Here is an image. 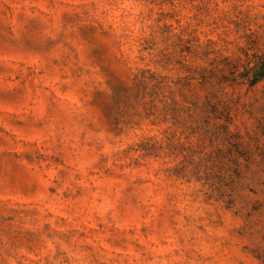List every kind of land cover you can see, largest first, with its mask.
I'll return each instance as SVG.
<instances>
[{
	"label": "rangeland",
	"instance_id": "374dc122",
	"mask_svg": "<svg viewBox=\"0 0 264 264\" xmlns=\"http://www.w3.org/2000/svg\"><path fill=\"white\" fill-rule=\"evenodd\" d=\"M245 49L264 0H0V264H264Z\"/></svg>",
	"mask_w": 264,
	"mask_h": 264
},
{
	"label": "trees",
	"instance_id": "16d2710c",
	"mask_svg": "<svg viewBox=\"0 0 264 264\" xmlns=\"http://www.w3.org/2000/svg\"><path fill=\"white\" fill-rule=\"evenodd\" d=\"M203 56L208 58L211 51L208 50V46L203 49ZM245 59L244 63L240 66L234 63L226 56H214L208 61L207 66L203 67L202 72L199 73V80L202 84H208L210 86H222L235 84H247L252 86L259 81L264 80V53L249 54V50L245 49L243 52ZM226 72V76L224 74ZM207 111L213 113L214 118L217 120H226L225 109L219 102L210 103L205 101ZM211 109V110H210ZM226 131V125H222Z\"/></svg>",
	"mask_w": 264,
	"mask_h": 264
}]
</instances>
